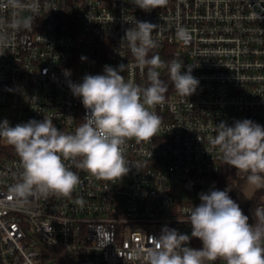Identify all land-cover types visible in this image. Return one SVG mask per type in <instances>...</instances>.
Returning <instances> with one entry per match:
<instances>
[{
	"label": "built area",
	"instance_id": "2783aa9c",
	"mask_svg": "<svg viewBox=\"0 0 264 264\" xmlns=\"http://www.w3.org/2000/svg\"><path fill=\"white\" fill-rule=\"evenodd\" d=\"M22 3L14 9L0 0V113L10 126L46 117L74 132L86 110L69 83L103 74L106 65L125 64V79L146 87L147 69L135 67L121 43L135 20L157 25L149 55L183 61L182 73L192 65L199 86L189 97L172 86L152 109L160 129L148 142L127 141L130 171L121 180L98 179L68 161L80 177L70 198L12 192L22 169L14 148L0 140V264H146L151 237L165 226L191 235L199 194L242 176L224 164L211 139L221 122L264 126V0H168L150 12L132 0ZM15 19L30 26L14 28ZM189 246L202 242L192 238Z\"/></svg>",
	"mask_w": 264,
	"mask_h": 264
},
{
	"label": "clouds",
	"instance_id": "9594fccd",
	"mask_svg": "<svg viewBox=\"0 0 264 264\" xmlns=\"http://www.w3.org/2000/svg\"><path fill=\"white\" fill-rule=\"evenodd\" d=\"M7 3L14 9L24 7L22 0ZM132 3L150 12L165 7L168 0H132ZM133 25L125 30L121 43L127 44L134 66L142 72L147 69L146 87L125 79L122 75L125 64L118 68L106 65L103 74H86L80 83H69L73 95L81 98L86 110L74 132L59 130L46 117L15 126H10L6 119L0 121V140L14 148L22 169L11 189L17 196L70 198L80 177L71 170L68 161L106 181L121 180L127 175L130 171L125 158L127 141L148 142L161 126V117L152 109L165 101L168 86L160 79L158 69H167L181 97L195 93L199 80L191 74L192 65L182 73L183 61L173 59L166 63L158 54L149 56L157 47L152 36L157 25L136 20ZM11 26L28 27L30 22L15 19ZM177 38L184 40L186 30L178 29ZM65 75L70 76V70H65ZM215 132L211 144L224 164L235 168L237 174H245L246 185L254 192L264 190V126L243 119L231 126L221 122ZM230 191L229 187L201 192L200 204L190 210L191 235L163 227L159 237H151L154 243L144 254L146 264H213L218 259L225 264H264V205L252 209L255 222L249 223V216L230 197ZM192 238L199 239L202 247H190Z\"/></svg>",
	"mask_w": 264,
	"mask_h": 264
},
{
	"label": "trees",
	"instance_id": "16d2710c",
	"mask_svg": "<svg viewBox=\"0 0 264 264\" xmlns=\"http://www.w3.org/2000/svg\"><path fill=\"white\" fill-rule=\"evenodd\" d=\"M153 54H156V53L152 52L149 56H151ZM159 72H160V79L162 81H164V83L168 86V91L165 94L167 97V95L170 93V90L172 89L173 85H172V83L168 77V72L167 73H163L161 71H159ZM146 84L148 85L147 79H146ZM245 183H246V175L245 174H242V176H240V177L233 176L232 184L230 186L231 191L229 192V195L234 201H236V202L238 201ZM226 188H229V187H222V190H224ZM263 201H264V190H258V191L254 192L248 207H246V208L241 207L244 214L249 216V223L255 222L254 213L252 214V209L254 210Z\"/></svg>",
	"mask_w": 264,
	"mask_h": 264
},
{
	"label": "rangeland",
	"instance_id": "374dc122",
	"mask_svg": "<svg viewBox=\"0 0 264 264\" xmlns=\"http://www.w3.org/2000/svg\"><path fill=\"white\" fill-rule=\"evenodd\" d=\"M5 119L10 123L9 117L6 118L5 117V113L4 114L3 113H0V121H3ZM253 194H254V191L251 188H249L246 185V183H245V185L243 187V190L241 192V195H240V197H239V199L237 201V203L239 204V206L240 207H243V208L248 207V205H249V203L251 201V198H252Z\"/></svg>",
	"mask_w": 264,
	"mask_h": 264
}]
</instances>
